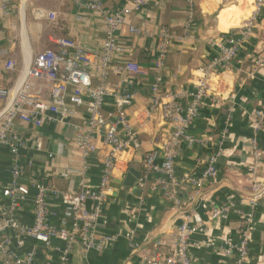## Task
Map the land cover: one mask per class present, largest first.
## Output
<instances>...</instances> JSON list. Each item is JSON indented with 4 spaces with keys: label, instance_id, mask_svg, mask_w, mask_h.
Here are the masks:
<instances>
[{
    "label": "crops",
    "instance_id": "crops-1",
    "mask_svg": "<svg viewBox=\"0 0 264 264\" xmlns=\"http://www.w3.org/2000/svg\"><path fill=\"white\" fill-rule=\"evenodd\" d=\"M11 5L4 14L1 5ZM109 13L129 8L132 0H102ZM54 15L55 20H37L36 11ZM254 11V0H196L192 21H188L187 0H150L139 11L124 17L116 36L123 52L114 64L134 61L141 67L150 68L157 57L161 44L159 32L166 28L173 35L167 46L162 70L161 91L173 93L182 105L192 100L196 84L202 77V69L218 51L212 45L215 39L234 34L241 23ZM186 25L188 26L186 28ZM129 26H142L149 37L134 36ZM68 38L88 52L101 49L104 40V23L101 17L77 4L76 0H0V67L7 59L14 60L15 71L0 73V87L13 90L19 78L29 68L39 49H55L54 40ZM264 48V9L254 28L253 37L244 42L238 56L228 67L213 71L209 77L210 91L203 99L197 118L189 133L203 141V145L188 147L180 144L176 156V172L179 177L189 174L199 177L208 156L218 152L217 177L207 181L200 189L180 190L181 207L153 191L152 181L141 190L140 197L121 184V178L129 169L141 173L145 153L161 147L173 130L171 124L163 123L155 115L143 129L138 130V150L129 149L118 159V168L110 184L109 195L102 207L104 225L98 228V236L114 238L105 242L99 251H85L80 245L74 247L68 264H141V259L153 252L154 241H161V250L170 252L174 246L177 227L185 216L196 212L206 222L203 232L190 238L189 252L192 264H238L235 255H228L224 241L238 240L240 215L248 213V177L264 178V129L255 136L257 152L250 145L253 133L249 123L254 112L262 108L264 98V68L253 70V58ZM91 84L97 85V73L90 69ZM122 80L110 74L109 82L115 85ZM151 78L142 79L134 85L136 96L126 112L132 127L137 130L142 113L148 105V88ZM48 82H31V95L45 102L50 101ZM2 106L0 105V109ZM111 109L107 100L105 110ZM85 124V109L76 107L65 123L44 121L39 129L19 122L13 124L15 135L25 147L23 155V184L31 180L49 181L63 192H74L80 183L94 187L106 149L97 140L98 151L83 159L76 150L73 137ZM123 139L122 130L118 131ZM41 138L42 151L35 149ZM222 141L221 148H218ZM52 153V157H48ZM11 157L3 149L0 157V191L7 183ZM33 163L32 167L26 165ZM81 173V175H77ZM30 191V199L33 196ZM225 200L235 208L225 216L207 221L211 208L209 202L220 206ZM248 230V253L242 264H264V198ZM91 205H89L90 207ZM57 210V205L52 204ZM29 203L14 213L22 223H31ZM52 223L57 222L52 219ZM31 243L26 245L29 248ZM36 264H45L55 255L38 247ZM1 264V263H0Z\"/></svg>",
    "mask_w": 264,
    "mask_h": 264
},
{
    "label": "built area",
    "instance_id": "built-area-1",
    "mask_svg": "<svg viewBox=\"0 0 264 264\" xmlns=\"http://www.w3.org/2000/svg\"><path fill=\"white\" fill-rule=\"evenodd\" d=\"M77 4L96 12L104 23V40L100 50L88 52L68 38L54 40L55 49H39L27 71L17 81L13 90L0 87V157L5 149L11 157L7 185L0 191V263L1 264H36L38 247L55 255L52 262L45 264H68L74 247L80 245L85 251H99L105 242L113 241L108 236H98V228L103 226L102 207L109 195L112 178L118 168V159L129 149L138 150V130L157 115L163 123L171 124L173 130L165 143L148 151L143 157L141 176L136 182L142 190L152 181L153 191L170 200L177 208L181 207L178 193L180 190L200 189L207 181L217 177L218 152L211 153L199 177L185 174L181 177L176 172L175 162L180 144L188 147L203 145V141L189 133L192 122L197 118L203 99L210 91L209 77L213 71L224 69L238 56L241 46L253 37L254 28L264 9V0H254L253 13L244 20L233 35L215 39L211 43L218 54L207 61L202 69V77L196 84L192 100L187 105L179 102L175 93L164 95L161 91L162 70L169 40L173 37L166 28H161V44L157 57L150 68L141 67L134 61L114 64L115 58L123 52L117 40V30L124 23V17L139 11L150 0H132L129 8L109 13L102 0H76ZM196 0H187L188 21H192ZM4 14H8L11 5L3 2ZM37 20L47 18L54 21L52 13L38 10ZM188 26L186 25V28ZM134 36L149 37L142 26H129ZM3 49L0 47V56ZM254 71L264 68V48L253 58ZM14 60L7 59L0 67V73L15 71ZM97 73L98 83L91 84L90 69ZM119 75L122 80L115 85L110 83L109 75ZM151 78L148 88V105L142 113L138 129L130 124L127 108L132 104L136 91L134 85L142 79ZM48 82L50 101L45 102L30 93L31 82ZM107 100L111 109L105 110ZM85 109V124L77 129L73 137L76 150L83 159L98 151L97 140H101L106 149L98 173V182L94 187H87L83 181L74 192L56 189L49 181L31 180L23 184L24 142L13 131V124L19 122L34 129L42 127L44 121L65 123L74 114L76 107ZM253 133L250 145L254 154L257 152L255 136L264 129V98L262 108L254 112L249 123ZM122 130L123 139L118 131ZM219 141L218 148H221ZM35 149L42 151L41 138L38 137ZM48 157H52L49 153ZM32 167L33 163L27 161ZM77 175L81 173L77 172ZM248 183V205L250 211L240 215L241 224L237 242L228 238L224 241L228 255H235L238 264H242L248 253V230L264 198V178L258 180L254 174L246 180ZM33 191L31 199L30 191ZM25 203H29L31 223L18 221L14 213ZM57 205V210L52 207ZM211 208L207 221L217 216H225L235 205L225 200L220 206L209 202ZM89 205H91L89 207ZM52 223V219H56ZM206 222L198 213L192 212L184 217L177 227L173 248L170 252L161 250V241H154L153 252L141 259V264H192L189 246L193 234L203 232ZM31 243L29 248L26 245Z\"/></svg>",
    "mask_w": 264,
    "mask_h": 264
},
{
    "label": "water",
    "instance_id": "water-1",
    "mask_svg": "<svg viewBox=\"0 0 264 264\" xmlns=\"http://www.w3.org/2000/svg\"><path fill=\"white\" fill-rule=\"evenodd\" d=\"M141 173L134 169H129L121 178V184L125 188L131 189L132 194L140 197L141 190L137 187L136 182L139 180Z\"/></svg>",
    "mask_w": 264,
    "mask_h": 264
}]
</instances>
